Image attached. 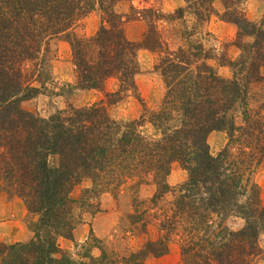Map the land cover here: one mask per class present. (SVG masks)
I'll return each mask as SVG.
<instances>
[{
	"label": "trees",
	"instance_id": "trees-1",
	"mask_svg": "<svg viewBox=\"0 0 264 264\" xmlns=\"http://www.w3.org/2000/svg\"><path fill=\"white\" fill-rule=\"evenodd\" d=\"M115 1L0 0V191L23 200L32 232L24 242L0 241V264H74L64 252L54 256L61 252L57 238L73 237L74 209L95 213L93 197L115 194L131 179L133 187L152 184L155 189L145 201L134 199L127 218L132 228L146 233L145 214L153 210L158 236L147 238L127 261L140 264L148 255H165L173 241L179 244L180 264L264 261V204L251 180L264 155V13L256 22L249 20L242 8L246 0H184L185 6L176 9L174 18L188 12L203 23L215 12V3L221 4V18L237 28L239 48L234 59L224 58L232 74L223 77L209 62L215 53L192 39L194 27L184 26L185 42L170 49L156 25L162 15L146 8L138 11L146 24L141 41L135 42L125 34ZM95 6L103 13L95 33H71ZM62 34L78 88L102 90L109 77H116L119 86L105 92L107 104L101 99L41 117L21 103L38 94L49 78V43ZM141 48L159 53L154 67L164 92L155 109L117 122L106 106L128 89L135 92ZM145 122L154 134L142 132ZM217 130L226 132L227 142L213 155L207 137ZM174 163L187 176L171 187L167 176ZM84 178L91 185L77 200L70 197ZM169 192L173 197L163 204ZM230 216L240 218L242 226L229 228L225 220Z\"/></svg>",
	"mask_w": 264,
	"mask_h": 264
},
{
	"label": "rangeland",
	"instance_id": "rangeland-1",
	"mask_svg": "<svg viewBox=\"0 0 264 264\" xmlns=\"http://www.w3.org/2000/svg\"><path fill=\"white\" fill-rule=\"evenodd\" d=\"M184 6V0H116L114 10L121 14L122 20L125 21L126 36L135 42L141 41L146 24L138 16V11L146 8L155 9L162 15L156 25L163 41L170 49L185 42V37L182 35L184 26L189 30L194 27L196 31L192 39H199L206 48H210L215 56L209 62L218 74L230 77L232 71L224 62V58L234 59L239 53V48L235 44L236 26L221 18L223 9L218 2L215 3V12L203 23H198L197 19L188 12H184V16L180 19L174 18L176 9ZM242 8L246 17L256 22L264 13V2L246 0ZM134 15L137 19H134ZM102 16V11L95 6L71 27L70 32L81 37L91 36L100 26ZM171 17L174 19H170ZM49 49L51 58L46 69L49 78L46 79L38 94L22 101L24 110L47 117L57 110L84 106L101 99L104 104H107L104 94L118 89L119 82L116 77L107 78L102 90L80 89L75 85L76 75L66 35L62 34L53 38L49 43ZM158 58L157 52L144 48L138 50V72L134 77L135 92L128 89L123 93L122 99L106 106L112 119L117 122L138 119L144 109L150 111L157 107L164 92L161 75L154 67ZM34 84L40 86L38 82ZM258 103L259 101L252 100L254 106ZM140 129L146 135H152L155 132L154 127L148 122L140 126ZM207 141L211 153L216 155L225 146L227 134L222 130L212 131ZM186 176V170L178 163H174L167 176V182L171 187H176L185 180ZM251 180L259 187L264 204V155L261 162L254 168ZM134 182L133 179L126 182L115 194L103 192L93 197L92 200L98 205V209H94L95 213H91L90 209L85 212H82L83 209H74L78 222L73 231V237L59 236L57 246L61 252L54 256L58 258L64 252L74 264H111L107 258L105 259V253V256L108 255L113 261H119L113 264H139L135 260L127 261V259L131 253L143 247L147 238L155 239L158 236V228L153 210L145 214L146 233H140L137 228H132L127 215L134 210V199L145 201L155 189L152 184H142L136 188L132 186ZM90 185V180L84 178L73 187L69 196L77 200L82 190ZM172 197V193L169 192L161 202L164 204ZM28 220L23 200L15 194L8 195L5 191H0V241L5 243L27 241L32 236ZM225 224L231 229H237L242 226L243 221L238 217L230 216L225 220ZM262 244L264 245V235ZM122 257L126 259L123 260ZM140 264H180L178 242L170 243L167 254L159 257L148 255ZM254 264H264V261L259 259Z\"/></svg>",
	"mask_w": 264,
	"mask_h": 264
}]
</instances>
